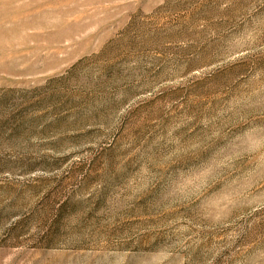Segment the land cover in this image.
<instances>
[{
  "label": "rangeland",
  "instance_id": "rangeland-1",
  "mask_svg": "<svg viewBox=\"0 0 264 264\" xmlns=\"http://www.w3.org/2000/svg\"><path fill=\"white\" fill-rule=\"evenodd\" d=\"M0 264H264V0H0Z\"/></svg>",
  "mask_w": 264,
  "mask_h": 264
}]
</instances>
